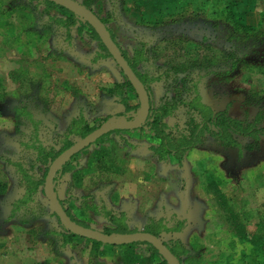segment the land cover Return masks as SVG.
<instances>
[{"label": "rangeland", "instance_id": "rangeland-1", "mask_svg": "<svg viewBox=\"0 0 264 264\" xmlns=\"http://www.w3.org/2000/svg\"><path fill=\"white\" fill-rule=\"evenodd\" d=\"M231 2L233 8L225 7ZM139 4L147 22L183 16L141 25L133 12ZM93 9L110 19L107 27L129 59L142 50L135 68L142 77L158 78L147 84L151 110H165L163 129L172 142L202 121L187 106L194 91L212 114L225 112L264 131V0H96ZM227 13L253 28L248 40L228 31ZM64 15L38 0H0V181L7 184L0 195V264H104L98 245L79 237L63 240L67 230L52 215L44 185L21 203L20 170L45 183L53 162L37 160L36 151L26 148L32 134L53 157L81 140L67 133L80 114L94 129L109 116L119 123L139 112L132 110L138 105L133 92L117 88L125 76L111 58L101 57L84 22L79 19L68 34L57 27L53 18ZM155 137L153 130L115 127L74 155L54 182L73 217L101 232L116 228L104 217L106 208L121 222L122 214L130 232L157 230L160 221L157 226L166 228L159 230L160 240L181 264H264L260 248L231 234L202 193L213 179L229 197L245 201L254 231L264 221V135L257 145L234 136L237 150L203 134L177 156L154 153L151 146L161 143ZM99 159L112 164L108 173L96 169Z\"/></svg>", "mask_w": 264, "mask_h": 264}, {"label": "trees", "instance_id": "trees-1", "mask_svg": "<svg viewBox=\"0 0 264 264\" xmlns=\"http://www.w3.org/2000/svg\"><path fill=\"white\" fill-rule=\"evenodd\" d=\"M41 2L44 6H47L48 8H56L63 12L65 15L61 17H54L53 20L55 21V24L57 27L60 29H63L65 33H69V31L76 26L77 21L80 19L73 13L69 12L68 10H65L62 7H59L51 2L45 1V0H38ZM75 1V0H72ZM148 1V0H144ZM150 1V0H149ZM248 3L250 0H246ZM76 2V1H75ZM96 2V0H84L82 3L77 2L80 4L82 7L90 11L91 13L95 14L101 22L106 26L107 30L110 33V36L112 40L115 42L117 45L118 49L120 50L121 54L123 57L126 59L128 62L129 66L132 68L133 72L136 74V76L140 79V81L143 83L147 93H148V83H151V81L158 80V78H148V77H142L135 68V65L139 62L138 59L141 58V52L142 50H138L134 52L133 58L129 59L127 57V54L123 52V50L120 48V46L116 43L113 34L107 27V23H109L110 19L107 18H102L99 17V15L96 13V11L93 9V4ZM152 2V1H151ZM229 8H233V3H228L227 6ZM143 5H135L133 8L134 14L137 15L140 19L138 20V23L141 25H151V26H160L164 24L166 21L172 22V21H177L178 19H181L183 16L181 13L177 14H169L168 16H161L159 20H154L152 22H147L146 20H143ZM224 13V12H222ZM235 13V12H234ZM236 14V13H235ZM51 19V18H50ZM224 20H227L229 24L232 25V27L228 28V31H232L233 33H236L235 35H238L241 39L244 41L248 40V36L246 35L247 30H252L253 28L250 26H247L240 21L238 16L234 15L233 13L225 14V17L223 18ZM264 21V11L260 13V20L259 23ZM84 22V21H83ZM84 25L87 28L88 35L91 37V39L95 40L101 51L103 52L102 58H111L110 54L108 53L107 49L104 47V45L101 43L99 40L96 32L94 29L86 22H84ZM42 27V26H39ZM49 27H45L44 29H48ZM242 34V35H241ZM181 37V36H179ZM180 41V40H178ZM233 56V54H231ZM112 59V58H111ZM190 68L193 69L192 65H190ZM119 87H125L126 89L130 90L133 92L135 95V92L133 90V87L130 85V83L126 80L121 86ZM114 92V90H110L109 93ZM136 97V95H135ZM149 97V102H150V112L149 116L144 123L143 127L138 129V130H153L155 131L156 137L161 141L160 143V148L156 149V146H151V150L154 153H159L160 149L164 153L165 150H168L170 152H173L175 156L179 155L180 153L190 149L193 147L200 139V137L203 134H208L212 138H214L217 142L220 143L223 147L227 148H232V149H241V144L234 138V136H242V137H249L253 138L255 140L254 145H257V139L259 135H264V131L260 128H256L255 124H244L234 118H231L227 113L225 112H218L216 114H212L211 112L208 111L207 108L203 107L200 102L198 101V95L194 91V100L189 102L187 106L194 112L198 113L200 117L202 118V121L200 123H192L187 130V135L182 136V140L179 141L178 143L172 142L169 137L167 136L164 124L162 123L164 116L166 115L165 110L163 109H156V110H151V99L148 93ZM137 98V97H136ZM122 103H125V99L121 100ZM126 111H130L131 109L127 106L125 107ZM132 110L138 111V105L135 108H132ZM167 111V109H166ZM136 114L133 116L129 117L128 120H132L136 118ZM112 120V117H107L103 120L100 121V123L94 128V129H89L88 126L86 125V122L84 120V117L80 114L78 118H74L71 120L70 125L68 127V134L69 135H75L80 137L81 139L86 137L88 134L92 133L96 129L102 127L106 123L110 122ZM127 130V129H126ZM113 132V131H112ZM35 135V130L33 131ZM110 133V132H109ZM107 133V134H109ZM105 134V135H107ZM103 135L99 139H97L94 143L105 137ZM155 137V138H156ZM30 143L26 144V148L29 150L36 151V159L42 162H46L48 159L54 161L62 152H59L58 155H55L51 157L50 153H46L41 146L38 144L36 145L34 143L35 137L33 134L30 136ZM252 145V146H254ZM251 145H246L245 148L247 150H250L252 148ZM71 147V146H70ZM69 148V147H68ZM161 153V152H160ZM73 158V157H72ZM160 159V158H159ZM71 160V159H70ZM69 160V161H70ZM68 161V162H69ZM98 161V166L97 170L100 174L109 172L111 169L112 164L110 162H101L100 159ZM68 162L62 166L58 171L56 172L54 176V182L56 181V178L58 175L64 174L66 167L69 165ZM49 168L47 169L46 172H48ZM21 174V180L23 181L24 184V190H25V195L23 196V201L21 202L22 204L27 203L24 197L26 196L29 198V196H32L36 192V190L41 186L44 185L43 180H37L34 181L29 175L26 174L24 170H20ZM98 174V175H100ZM47 177V174L44 175V177ZM6 183L0 181V195H3L6 191ZM202 193L204 194V197L210 202L215 216L217 217L218 221L222 224L225 225L226 229L233 234L237 239L241 241H245L250 243L254 247L260 248L262 255L264 257V221L260 222L254 231H250L248 229V225L251 221V216L250 214L246 211V202L245 201H240V200H235L231 197H229L225 192L219 187L218 183L213 180H207L205 184L202 186ZM58 197V195H57ZM58 200L60 204L62 205L63 209L65 210L66 214L68 217L78 225H81L83 227L89 228L86 226V224L80 223L78 220H76L73 215L71 214V211L68 207L65 206V203L58 197ZM27 211V215L31 214L30 208L26 207L25 212ZM52 215L57 219L55 216L54 212H51ZM45 214V212H44ZM104 217L111 223L113 224L116 228L111 229V228H105L104 231H102L105 234L112 235L113 233L115 234H126V233H131L127 226L124 225L123 223V216L122 214L120 215V218L122 219L119 220L115 216V212L111 210L110 208H106L104 211ZM58 220V219H57ZM154 221V220H153ZM59 222V221H58ZM158 222V221H156ZM160 222V221H159ZM158 222V223H159ZM156 223V228L151 229V230H146L147 233L153 234L156 237H159V230L165 231L166 228L164 226H157ZM60 224V223H59ZM160 225V224H158ZM162 227L161 229H159ZM63 237V240L68 239L69 237H79L80 239H83L86 242L93 243L94 245H104L102 243L92 241L85 239L77 234L71 233L67 230V234H61ZM111 246V245H108ZM136 246H140V250L136 248ZM112 247H118L122 250V255H121V263L122 264H154V260L156 261V258H159L161 263L160 264H167V262L162 258V256L157 252L155 248H153L150 244L143 242V241H137L133 243H127V244H121L118 246H112ZM142 247H145V249H142ZM147 247V248H146ZM170 249V248H169ZM171 252L178 258L177 253L173 250L170 249ZM179 259V258H178ZM180 261V260H179ZM181 264V263H180Z\"/></svg>", "mask_w": 264, "mask_h": 264}, {"label": "water", "instance_id": "water-1", "mask_svg": "<svg viewBox=\"0 0 264 264\" xmlns=\"http://www.w3.org/2000/svg\"><path fill=\"white\" fill-rule=\"evenodd\" d=\"M51 2L59 7L68 10L76 15L82 21L88 23L96 32L99 40L107 49L112 60L118 66L126 80L133 87L135 95L138 100V116L132 120L121 119L119 123H113L112 120L102 127L96 129L86 137L82 138L71 147L63 151L51 164L47 172L46 182L44 183V189L46 198L50 208L57 217L59 223L71 233L77 234L85 239L96 241L104 245L118 246L121 244L133 243L137 241H143L150 244L167 264H180L179 259L171 252V250L155 235L147 232H133L126 234L109 235L101 231L86 228L73 222L62 205L60 204L57 192L54 188V176L58 169L64 166L74 155L78 154L97 139L103 135L109 133L115 127H121L129 130H137L143 127L150 112V102L148 93L140 81V79L133 72L126 59L121 54L115 42L112 40L109 31L101 20L93 13L82 7L72 0H45Z\"/></svg>", "mask_w": 264, "mask_h": 264}, {"label": "crops", "instance_id": "crops-1", "mask_svg": "<svg viewBox=\"0 0 264 264\" xmlns=\"http://www.w3.org/2000/svg\"><path fill=\"white\" fill-rule=\"evenodd\" d=\"M71 122V121H70ZM114 211V210H113ZM121 212V211H120ZM99 258L102 260L104 264H122L121 263V255L122 250L118 247H112L108 245L98 246Z\"/></svg>", "mask_w": 264, "mask_h": 264}, {"label": "flooded vegetation", "instance_id": "flooded-vegetation-1", "mask_svg": "<svg viewBox=\"0 0 264 264\" xmlns=\"http://www.w3.org/2000/svg\"><path fill=\"white\" fill-rule=\"evenodd\" d=\"M126 130V129H125ZM128 130V129H127ZM138 130V129H137ZM92 145V144H91ZM89 147V146H88ZM86 149V148H85ZM131 233H133V232H131Z\"/></svg>", "mask_w": 264, "mask_h": 264}]
</instances>
